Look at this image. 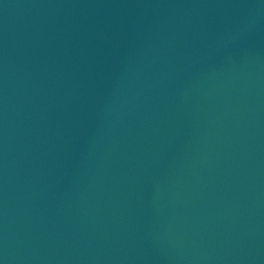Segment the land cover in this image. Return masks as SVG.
Returning a JSON list of instances; mask_svg holds the SVG:
<instances>
[{
  "label": "water",
  "instance_id": "95a60500",
  "mask_svg": "<svg viewBox=\"0 0 264 264\" xmlns=\"http://www.w3.org/2000/svg\"><path fill=\"white\" fill-rule=\"evenodd\" d=\"M0 264H264V0H0Z\"/></svg>",
  "mask_w": 264,
  "mask_h": 264
}]
</instances>
